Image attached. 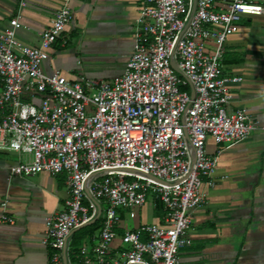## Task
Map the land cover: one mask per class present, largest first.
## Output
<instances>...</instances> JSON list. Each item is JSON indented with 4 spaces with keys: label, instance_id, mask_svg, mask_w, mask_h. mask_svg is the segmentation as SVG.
Wrapping results in <instances>:
<instances>
[{
    "label": "built area",
    "instance_id": "1",
    "mask_svg": "<svg viewBox=\"0 0 264 264\" xmlns=\"http://www.w3.org/2000/svg\"><path fill=\"white\" fill-rule=\"evenodd\" d=\"M263 12L255 0H141L132 51L111 79L43 69L70 21L67 4L37 45L16 36L19 15L0 30V150L17 155L9 176L64 174L68 190L64 208L45 218L48 264H179L191 210L204 203L201 186L216 184L221 149L209 154L208 138L230 146L264 129L244 110H228L230 85L242 78L222 65L224 42L241 19ZM147 198L163 203V220L124 230L112 255L119 211L133 218ZM6 204L0 223L13 222ZM98 207L102 225L76 262L71 231Z\"/></svg>",
    "mask_w": 264,
    "mask_h": 264
},
{
    "label": "crops",
    "instance_id": "2",
    "mask_svg": "<svg viewBox=\"0 0 264 264\" xmlns=\"http://www.w3.org/2000/svg\"><path fill=\"white\" fill-rule=\"evenodd\" d=\"M23 1L26 4L21 7L20 0H0V30L10 28L19 15L22 25L15 33L25 44L39 43L41 32L63 4L71 13L48 50L45 72L58 71L69 79H111L124 71L141 0ZM255 1L264 6V0ZM207 45L213 47L212 42ZM224 49L223 71L242 78L230 85L228 110H244L264 126V12L244 16L238 30L225 40ZM219 148L216 184L201 186L204 203L191 210L188 244L179 251V264H264V129L230 146H217L208 138L209 154L215 155ZM16 160L14 152L0 150V212L6 199L5 212L13 219L0 223V264H48L49 249L42 244L44 222L64 208L68 196L64 174L9 176L8 168ZM149 200L148 220H142L145 204L133 218L119 211L112 255L122 246L124 230L159 221ZM87 242L88 237L80 246Z\"/></svg>",
    "mask_w": 264,
    "mask_h": 264
},
{
    "label": "trees",
    "instance_id": "3",
    "mask_svg": "<svg viewBox=\"0 0 264 264\" xmlns=\"http://www.w3.org/2000/svg\"><path fill=\"white\" fill-rule=\"evenodd\" d=\"M188 90V87H186ZM153 215L159 218V221H162L165 215L164 205L159 200L153 199ZM102 225V216L100 215L92 224L83 226L81 228L75 229L71 233V250H72V258L77 261L76 254L79 251V247L83 239L90 238L94 235L95 232L99 230Z\"/></svg>",
    "mask_w": 264,
    "mask_h": 264
},
{
    "label": "rangeland",
    "instance_id": "4",
    "mask_svg": "<svg viewBox=\"0 0 264 264\" xmlns=\"http://www.w3.org/2000/svg\"><path fill=\"white\" fill-rule=\"evenodd\" d=\"M150 198H147V201L145 205L142 208V220H148L151 217V202L149 200Z\"/></svg>",
    "mask_w": 264,
    "mask_h": 264
},
{
    "label": "water",
    "instance_id": "5",
    "mask_svg": "<svg viewBox=\"0 0 264 264\" xmlns=\"http://www.w3.org/2000/svg\"><path fill=\"white\" fill-rule=\"evenodd\" d=\"M173 67H174L175 69H177L175 64H173ZM100 213H101V210H100V207H98V209H97V213H96V215H95V217H94L93 219H91V220L88 221L87 223L81 224L80 226L76 227L75 229H78V228H81V227H83V226H86V225L92 224V223H93V222H94V221L100 216ZM75 229H73V230L71 231V233H72Z\"/></svg>",
    "mask_w": 264,
    "mask_h": 264
}]
</instances>
